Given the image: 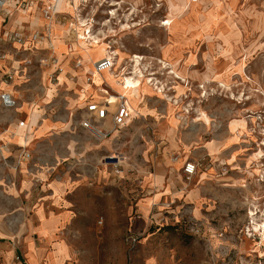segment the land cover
Here are the masks:
<instances>
[{
  "label": "rangeland",
  "instance_id": "1",
  "mask_svg": "<svg viewBox=\"0 0 264 264\" xmlns=\"http://www.w3.org/2000/svg\"><path fill=\"white\" fill-rule=\"evenodd\" d=\"M115 1L123 3L109 5ZM75 5L82 18L95 16L94 30H105L107 37L122 35L131 47L129 57L116 62L115 73L122 66L129 69L134 55L142 58L134 65L135 78L140 76L137 92L128 94L133 106L141 97L138 107L121 128H113L109 115L97 121L98 127L111 130L107 138L95 140L80 124L84 105L96 90L75 105L67 101L72 88L55 85L58 67L71 71L74 62L60 63L61 57L51 55L52 48H43L49 45L45 40L36 43L42 49L37 53L17 52L11 45L3 51L14 68L21 62L23 67L12 89L14 108H35L42 120L57 125L45 139L26 148L30 158L23 162L29 172L28 191L39 194L48 183L64 179L58 207L69 217L58 235L69 247L65 264H264V0H89L85 6L77 0ZM113 8L115 18L102 26L106 11ZM69 21L77 22L67 16L59 24ZM165 34L179 48L161 61L142 39L151 36L159 42ZM84 36L79 39L84 49L89 45L92 53L99 52L102 40L96 36L95 46ZM58 37L69 47L74 40L68 31ZM74 46L89 60L86 50ZM114 53L118 58L120 52ZM175 54L188 56L190 64H178L182 57L172 59ZM140 64L147 70L139 69ZM150 71L156 78L148 77ZM26 116L27 112L20 118ZM208 141L213 154L191 159L200 166L190 180L176 169L170 180L165 178V183H177L182 195L196 188L198 198L181 197L169 205L163 200L143 214L140 199L157 188L150 186L155 172L173 171L172 165L184 164L198 144ZM111 154L124 157L118 169L110 165L115 161ZM5 203L0 196V204ZM136 214L141 218L135 219ZM31 215L0 211V264H10L12 254L22 251L16 235ZM253 221L260 230L252 228ZM130 234L137 237L134 243L126 240ZM53 243L46 246L47 252L51 248L48 257L52 264H62L67 247L62 242L52 247ZM37 255L30 251L32 264H39Z\"/></svg>",
  "mask_w": 264,
  "mask_h": 264
},
{
  "label": "crops",
  "instance_id": "2",
  "mask_svg": "<svg viewBox=\"0 0 264 264\" xmlns=\"http://www.w3.org/2000/svg\"><path fill=\"white\" fill-rule=\"evenodd\" d=\"M27 1L30 2V4L24 12H17L14 10L8 17L0 16V92H9L15 98L16 96L14 95L12 89L21 78L20 73L23 71V67L21 61L19 65L17 64L15 68L13 67L12 58L10 61L9 59H7L10 58L8 54L3 53V51H7L6 45H11V47L13 49H16L17 52L37 53V51H41L42 49L39 48L38 44L25 43L24 45H18L16 43H13L9 39L8 33L11 30L16 29L17 27L22 28L25 31H33L35 29L40 31L47 30V23L41 16V8L47 5V0ZM70 3V0L58 1L56 8L57 16L54 17L49 27L51 39L47 40V44L49 45L43 48H52L54 52L51 55L57 58L61 57L60 63L67 59V64L70 66V63L75 62L76 60H80L81 65L78 68H74L72 70L70 69L71 71H63L61 67H58L60 72L56 77L57 82L55 85H65L70 89L72 88L70 91V99H67V101H75V105L80 104L81 101L87 99V96L89 97L92 94L89 91L96 90L94 92L95 95L92 96L90 101L85 103L84 108L88 103L104 102L106 96L104 95L103 90L112 94L111 96L121 94L128 100L130 113H133V111L138 107L141 97L136 102V105L133 106L131 98L129 96L133 93H131L132 90L127 91L129 95L124 94L120 92V90L122 89H119V87H117L112 82L113 78L111 77V74L109 72L102 71L101 73H95L93 67L94 63L96 62V60H101L105 54L100 50V52H96V57L95 53H92L93 49H88L89 51H85V55L89 53V60L83 59V55L74 46L77 45L79 48H81L80 50H82V52H84L83 50H86L87 47H89V45L85 46L86 49H84V47L79 42V39H81L83 35L81 30H79L78 33L74 34V40L70 47L69 45L65 44L64 40L60 41L58 37L59 34L64 31H68L70 33L74 26L72 23L73 21H69L67 22V24L63 25L59 24L62 17L65 18L68 16L70 19L73 17L74 20V12ZM74 3L76 4L77 1H75ZM163 20H160V22ZM129 36L131 37L132 35ZM108 38L109 43L113 45L115 50L120 52L118 58H116L117 63L123 60V58L125 59L129 57V54L127 53L129 50L127 49L131 50V47L129 45L127 46L124 43L122 35H109ZM142 40V44H146L153 50V52L155 51V54L157 56H160L159 59L161 61L167 59V57H171V55H173V53L176 52L179 48V45H177L172 38H168L166 34L160 38L159 42L155 41V39L151 36H146ZM102 43L103 44L101 45L103 46L104 50L107 49V47L109 46L108 43L104 39L102 40ZM99 55L102 57H100ZM179 57H182V59L178 61V64H180L179 62L181 61H183L185 64H190L188 56H180L175 54L174 56H172V59ZM116 67L117 66H115L113 70H115ZM8 72H12L13 74L11 81H5L3 78L4 75ZM89 75H93L91 83L86 82V80L89 78ZM67 76H69L71 80L74 81V86L70 87L71 82L69 81ZM98 86L99 88H102V93L101 91H99V88H95ZM46 91H44L45 94ZM7 110L8 109H3L0 103V124H4V126L0 129V196L6 199V202L8 201V203L0 204V211L21 210L23 212H32V215L30 217H25L22 228L20 229L19 234L17 233L16 235V237L18 238L17 242L22 244V251L18 252L23 257V264H32L30 262L29 253L33 250L37 251L38 255L36 259L38 260L39 264H44V261L47 259L50 262L49 264H52L51 260L48 257L51 248L49 252L46 251V246L52 241L54 242L52 247L59 242L64 243L67 247L66 256L62 258V264H65V261L69 258V247L67 242L64 239L60 238V236L58 235L59 227L63 226L64 221L69 217L67 216V214H65L66 212L60 210L58 207L61 205L59 200H61V197L63 196V192L65 190L64 179L61 178L60 180L48 183L46 191L43 190L39 194L35 193L34 191H28V185L30 181L26 179V174L29 172L27 166L25 167V162H23V159L20 158V154L23 150H26V148L32 143L36 145L38 142H40V140L45 139V134H47L48 132H54V130H56L57 128V125H55L56 123H53L47 119L42 120L40 118L38 110H36L35 108L26 111L27 108L21 105L16 109L14 108V111L10 112ZM25 112H27V116L21 119L20 115ZM16 126L20 127L18 132V139L20 140V143L17 139V136L14 134ZM24 130L27 132V134L23 133ZM31 132L33 133V139L28 145H26L28 140L30 139L29 134ZM113 136L114 135H112V137ZM209 144L210 141H208L206 144H198V146L192 151L190 160L192 158H207L211 156V154H213L214 146L210 147ZM173 148L174 147L172 145L167 146V149L169 151H173ZM6 150H9L7 154H5ZM168 160L169 158L167 157L164 159V163L166 165L168 164ZM187 161L189 160L184 161V164ZM184 164L180 162L175 163L174 165H172L173 171L169 170L168 173H163L161 170H157L154 175L151 174L153 175V183H151L150 186H156L157 188L151 189L149 192H147V195L140 199V211L143 214H146L147 212L148 214L151 213L152 210L156 209V205L158 203L164 204L162 202L163 200L167 203V205H169V203L174 202V200L181 197H183L186 201H194L196 198H198V191L196 190V188H191L189 191L184 193L185 195H182L180 194L182 190L177 183H174L172 180L169 183H165V178H167V181L170 180L172 175L176 174V172H180V174H183L182 169ZM31 169L33 170V168ZM175 169L176 172L174 171ZM155 177H157V179H155ZM200 180H203V177H201ZM53 185L56 186V191L53 189ZM183 188H185V186H183ZM13 190L16 192L15 194L13 193ZM9 199L11 200L10 203ZM168 201L170 202L168 203Z\"/></svg>",
  "mask_w": 264,
  "mask_h": 264
},
{
  "label": "built area",
  "instance_id": "3",
  "mask_svg": "<svg viewBox=\"0 0 264 264\" xmlns=\"http://www.w3.org/2000/svg\"><path fill=\"white\" fill-rule=\"evenodd\" d=\"M59 0H47V5L41 8V16L44 19V21L47 23V30L40 31V30H33V31H25L22 28L17 27L14 30H11L8 33L9 39L18 45H24L25 43H31L36 44L37 42L46 41L48 37H50V23L53 21L54 17L57 16V3ZM73 1V0H70ZM89 0H80V3L82 6H85V4L88 3ZM30 2L27 0H0V16L8 17L11 15V13L15 10L17 12H24L27 7L29 6ZM114 6V5H113ZM112 6V7H113ZM115 9V8H113ZM111 9H108L107 11L110 12ZM78 13V10H77ZM128 12L127 14H129ZM80 15V14H79ZM106 18L105 20H102L101 25H103L104 21L106 20H113L115 18V15L110 13H105ZM85 22L88 28L84 30L85 34L87 35L88 32H90L92 35L97 36L100 41L105 40L108 43L107 47V53L104 55V57L96 61L93 65L94 69L96 71H103L108 68H114L116 64V58L114 55L115 48L112 44L109 43V38L107 35H104L105 30H100V28H97V30H94L93 28L95 25H97V21L95 20V16H86ZM165 21V20H164ZM163 21V22H164ZM75 22V21H74ZM75 27L73 26L72 31H74ZM70 33H73V32ZM49 40V39H48ZM144 56V55H141ZM146 57V56H145ZM145 59V58H144ZM43 62L44 60H40ZM143 63L144 60H143ZM74 67L78 68L81 63L80 60H76L74 63ZM146 64V63H145ZM143 64H140V69L143 71L147 70V66ZM126 66H122L119 72H127L130 70V61H129V69L125 70ZM148 74V77L156 78L154 77L155 72L150 71ZM5 81H11L13 74L12 72H8L4 75ZM104 95L106 96L104 102L102 103H88L85 107V117L83 120H81L80 124L81 127L86 131V133L94 138L95 140H102V138L107 137L108 133L111 130H108L106 127H98L97 121L104 120L108 115L111 118V123L114 129L121 128L126 125L127 121L131 118L130 108L128 107V104L126 102V98L121 95H113L108 93L107 91L103 90ZM0 103L3 109H13L16 106L17 99L13 97V95L9 92L3 91L0 92ZM112 105L113 108L110 106ZM111 155H114L111 157ZM110 157L114 158L115 161L110 163L113 168L118 169L119 166H121L122 162H120L119 156L117 154H111ZM20 158L23 160H27L30 158V153L26 150H23L20 154ZM124 159V158H122ZM200 166V163L198 161L189 160L187 161L182 169V172L186 179L190 180L191 177L195 174L197 168ZM135 219H140L141 216L139 214H136L134 216ZM136 236L133 234H130L127 236L126 240L128 242H135ZM10 264H23V257L19 252H15L11 258Z\"/></svg>",
  "mask_w": 264,
  "mask_h": 264
},
{
  "label": "bare ground",
  "instance_id": "4",
  "mask_svg": "<svg viewBox=\"0 0 264 264\" xmlns=\"http://www.w3.org/2000/svg\"><path fill=\"white\" fill-rule=\"evenodd\" d=\"M75 1H77V0H73V2H75ZM121 3H123V1H121V2H113L112 4L110 3L109 5H114V6H116V5H118V4H121ZM72 5V10H73V12H74V19H75V21H77V22H75L76 24L74 25V26H76L75 27V29H74V31H72L73 32V34H76V33H78V31L79 30H81L82 31V33H83V35H85L84 36V39L85 38H87V39H92L93 41H92V44H94L95 46H98V43H99V40H98V38L96 37V36H92V35H90L91 33L90 32H88L89 33V35H87V37H86V34H85V32H84V30L86 29V28H88V26L86 25V22H85V19L84 18H82L76 11L78 10V8H77V5H75V3L74 4H71ZM65 6V5H64ZM62 8H63V6H62ZM116 10L117 9H111L110 10V12H108V11H106V13H110V14H114L115 15V12H116ZM106 21H108V20H106ZM124 23V22H123ZM105 24V21H104V23H103V25ZM126 24V23H125ZM50 25V24H49ZM123 25V24H122ZM123 28V27H122ZM129 28V27H128ZM124 30H126V29H124ZM87 33V34H88ZM80 38V37H79ZM48 40V39H47ZM46 40V41H47ZM82 41V40H81ZM80 42V41H79ZM85 49H86V47H85ZM89 48L87 47V49H86V51H89L88 50ZM98 50V49H97ZM100 50L104 53V54H106L108 51H105L104 50V48H103V46L102 45H100V47H99V52H100ZM102 52H101V54H102ZM114 55H116V53H114ZM95 56H96V53H95ZM100 56V55H99ZM97 57V56H96ZM100 57H102V56H100ZM115 58H116V56H115ZM139 56H137V55H134L133 56V58L132 59H130L129 61L130 62H132L133 61V63H132V66H131V68H130V70L129 71H127V72H124L123 74H122V72H119V73H115L114 72V70L112 69V68H108V69H105V70H103V71H107V72H109L111 75H112V78H113V83L116 85V86H118L119 87V89H122V90H120V92H122V93H127V91L128 90H132L131 92H133L132 94H134L135 92H137V85L139 84V82L137 81V77H140V76H137L136 78H135V76L136 75H138V73H136L135 72V68H134V65L136 64V63H138L139 62ZM99 59V58H98ZM140 59H142V58H140ZM97 61V60H96ZM137 67H139V66H137ZM140 69V68H139ZM138 69V70H139ZM137 70V71H138ZM94 71H95V73L97 72V73H101L102 71H96L95 69H94ZM106 73V72H105ZM139 74H141V71L139 72ZM142 75V74H141ZM92 79H93V75H89V78L86 80V82L87 83H91L92 82ZM147 80V82H150V79H146ZM128 94V93H127ZM126 102L128 103V100L126 99ZM128 105H129V103H128ZM130 107V106H129ZM244 120V119H243ZM243 122V121H242ZM240 125V124H239ZM105 138H107V137H105ZM114 155H111V157H113ZM119 156V155H118ZM119 158H121L120 159V162H124V159H122V158H124L123 156H119ZM250 214H251V216H253L255 213L254 212H250ZM255 231H257L258 229L260 230V225L258 224V223H256V222H254L253 221V227H252Z\"/></svg>",
  "mask_w": 264,
  "mask_h": 264
}]
</instances>
